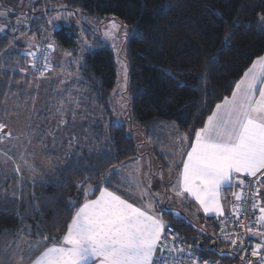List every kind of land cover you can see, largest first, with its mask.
<instances>
[{"label":"trees","instance_id":"trees-1","mask_svg":"<svg viewBox=\"0 0 264 264\" xmlns=\"http://www.w3.org/2000/svg\"><path fill=\"white\" fill-rule=\"evenodd\" d=\"M34 3L37 12L32 13L36 15L32 21L37 26L36 31H50L54 42L63 50L74 55L82 52V82L79 85L89 91L107 117L113 114L111 95L118 76L112 48L95 37L96 32L88 27L83 34V30L74 26L62 25L56 29L49 23L39 25L44 14L42 6L50 17L59 12L79 16L82 11L87 20L115 19L133 28L132 38L128 40L129 107L143 133L144 144L155 152H159L157 146L161 145L162 126H175L183 134L202 127V121L211 114L205 112V103L213 105V102H220L221 97L230 96L234 83L264 55V28L261 26L264 22L258 19L264 14V0H36ZM22 14L27 16V10ZM7 21L1 20L4 24ZM13 25L4 33L0 32V53L13 39V27L22 33L27 31V27ZM83 35L87 43L91 42L84 44V48ZM227 36H230L228 41L225 40ZM22 43L17 41L14 49L0 59V107L10 105L8 102L15 100L16 94L25 99L28 84L36 81L20 71L27 66V58L19 47ZM25 70L28 73V68ZM168 72L175 74V79L169 77ZM31 73L40 77L35 69ZM201 75L206 79H200ZM22 81L27 83L18 89ZM177 81L185 83L180 85ZM42 84L38 89L44 91ZM100 125V121L95 123L96 128ZM103 126H108L106 139L96 140L101 145L90 152L97 154L89 156L86 150H75L63 166L44 174L42 179L27 187V192L17 186L13 197L0 191V260L4 264H14L3 250L21 242L18 234L23 235L24 241L35 242L41 239L36 234L39 225L43 233L62 237V222L69 215L66 202H83V197L77 195V181L87 179L88 184L96 185L100 183L98 173L106 174L113 164L126 165L141 155L139 144L126 124H116L110 119ZM94 133L96 137L99 131ZM106 147L119 159L105 156ZM81 156L83 159L78 160ZM49 200H55V204L50 205ZM34 203L39 204L41 211L34 209ZM165 213L187 245L194 246L196 253L218 264L236 263L232 249L221 255L220 246L224 243L216 235L201 234L184 218L172 217V210ZM57 216L60 223L54 231L53 222ZM206 225L215 228L214 219H208Z\"/></svg>","mask_w":264,"mask_h":264},{"label":"snow or ice","instance_id":"snow-or-ice-1","mask_svg":"<svg viewBox=\"0 0 264 264\" xmlns=\"http://www.w3.org/2000/svg\"><path fill=\"white\" fill-rule=\"evenodd\" d=\"M67 14L75 15L71 12ZM59 18L60 14L57 13ZM258 19L264 22V14L259 15ZM109 24L110 27L104 32L105 37L124 41L132 38L126 26L118 25L115 20ZM261 26L264 28V23ZM4 31L5 28L0 27V32ZM11 32L13 39L9 41L8 48L14 47L15 42L24 35L17 27H13ZM225 40H230V36ZM46 47L55 50L51 42ZM7 54L8 49L0 53ZM23 55L31 58V67L36 69V52L26 51ZM210 60L215 61L216 57H210ZM257 66L261 68L259 73L256 72ZM45 70H48L47 65ZM37 71L40 77H44L45 71ZM167 75L175 79V74L168 72ZM199 78L206 79L204 75ZM124 81V91H127L126 66ZM177 83L183 85L185 82ZM121 99L126 101L127 98L121 96ZM122 110H126L124 105ZM204 110L211 114L207 115L206 121H202L203 126L180 138L181 144L186 140L189 143L181 152L177 179L165 191L174 192L181 203L189 200V206L195 203L205 215L211 214L221 219L225 217L222 202L225 189L234 186L240 188L239 192L231 194L236 202L232 206L235 217L232 224L235 227L230 230L225 227L227 220L221 219L220 235L230 244L233 252L243 253L241 258L249 255L245 241L251 237L258 238V242L250 245V256L256 259H249L247 264H264V206L259 207L260 215L255 224L247 225L240 219V202L248 199L244 195L245 189L257 198L264 197V56L258 57L243 73V77L234 83L230 96L221 97L220 102H213V105L205 103ZM7 119L6 112L5 119L0 121V143L19 139L14 137L12 131H5L9 128ZM71 143L72 140L69 141ZM93 154L97 153H90L89 156ZM104 155L113 160L119 159L107 147ZM5 157V165L13 159L7 153ZM80 159L83 157H78ZM25 164L28 162L25 161ZM122 166V163L121 166L113 164L106 174L98 173L100 183L96 185L88 184L87 179L76 182L77 195L83 197V202H66L69 215L62 222V237L47 235L38 225L36 234L41 239L24 241L23 235L18 234L21 242L7 246L3 254L9 256L14 264H24L25 260L28 264H218L198 257L193 245L184 247L186 240L178 238L172 226L154 210V204L163 202L165 196L154 190L150 182L139 196L128 193L126 198L118 194L122 185L125 189L127 187L120 178ZM28 167L32 168L31 165ZM14 171L22 173L19 164L15 165ZM249 177L253 179H246ZM160 179L163 180L162 175ZM253 184L257 186L253 187ZM110 187L113 190H109ZM260 202L264 205V199ZM48 203L55 204V200ZM251 206L256 208L255 199H252ZM33 207L37 212L41 211L39 204L34 203ZM59 223L57 216L53 222L54 231ZM0 264H4V261L0 260Z\"/></svg>","mask_w":264,"mask_h":264},{"label":"rangeland","instance_id":"rangeland-1","mask_svg":"<svg viewBox=\"0 0 264 264\" xmlns=\"http://www.w3.org/2000/svg\"><path fill=\"white\" fill-rule=\"evenodd\" d=\"M34 2L36 0H0V13H7L6 15H0V27L5 28V31L8 28L10 29L13 24L27 27V31L24 32L22 38L17 40L23 42V46H19L22 53L26 51L37 52L41 46H47L49 42L55 48L54 51L49 50L47 57L48 70L44 77H34L35 75L31 73V70H33L31 58L26 57L28 73L25 68L23 74L31 76L36 81L28 84V91L26 90L28 94L25 99L22 100L19 94H16L17 98L8 102L10 105L6 104L0 107V121L5 119L6 112L8 116L7 123L9 128L5 129V131H12L14 137L19 138L11 141L5 140L0 143V191L5 196L10 197L15 196L16 186L27 192V187L36 180L42 179L44 174L63 166L68 156L75 150L92 152L94 147L98 148L101 145L96 143V140L103 141L106 139L108 126L104 127L103 125L105 121L108 123L110 119L116 124L124 123L129 127L130 133L136 143L139 144L140 154L152 153L154 163L148 168L149 172L152 171L157 174L161 167L167 166L165 177L168 187L172 183L173 168L175 164L180 163L181 158L180 160L178 158V161L175 162L174 152L169 153L166 149L164 151L163 148L169 147L167 150L172 151L174 148L173 143L178 142L180 134L183 133H180L172 125L161 127L163 139L161 155H165L164 158H166L163 161L158 158L157 153L151 146L146 147L144 145L143 133L139 130L136 119L129 107L131 96L128 91H124L125 66L128 84V40L124 41L104 36V32L110 27L109 22L115 19L102 21L91 18L87 20L85 13L82 11L79 12V16H70L59 12L61 18L57 19V14L50 17L48 12H45L46 8L42 6L44 14L39 23L41 25L51 20L53 23L50 26L55 25L56 29L62 25L74 26V28L83 30V34L85 28L88 27L91 32H96L97 36L95 37H98L112 48L116 57L118 76L116 87L111 95L113 114L112 117H107L104 111L96 104L95 99L92 96L90 97L89 91L79 85L82 82L80 72L83 58L82 52L80 51L78 55H74L71 51L63 50L58 43L54 42L50 31L44 30L42 32L41 29L39 32L36 31L37 26H34L32 21L36 19V15H32V13L37 12L34 8ZM24 10H27V16L22 14ZM4 16L7 17L5 18ZM1 20L8 21L4 24ZM17 21L20 23L17 24ZM115 21L118 25H124L117 20ZM124 26L132 35L133 28L127 25ZM83 36L82 48L91 43H87L85 35ZM14 47H7L6 49L11 51ZM2 56L0 55V59ZM26 83L24 81L19 82L18 89L22 88ZM41 84L44 86V91L38 89ZM32 91L36 93L34 96L30 94ZM121 96L126 97V101L122 100ZM122 105L126 107V110H122ZM98 121L102 125L96 128L95 123ZM97 130L99 133L94 137V132ZM73 137H75L74 140ZM70 140H72L71 145L69 144ZM186 141L182 144V150L187 148L185 146ZM5 153L13 158L6 165L4 163L6 159ZM145 156L143 155L142 157ZM25 161L28 162L27 165ZM16 164L20 165L22 173L17 174L14 171ZM28 165H31L32 168L30 169ZM151 176L152 173H150ZM163 194L166 206L175 211L183 209L180 199L175 196L174 192H166L164 189ZM184 213L188 212L184 209L183 212L179 213V216ZM190 217L192 216L190 215ZM209 228L210 231L213 230L212 226H209ZM194 229L199 231L197 227ZM221 247L228 248L224 244H221Z\"/></svg>","mask_w":264,"mask_h":264},{"label":"crops","instance_id":"crops-1","mask_svg":"<svg viewBox=\"0 0 264 264\" xmlns=\"http://www.w3.org/2000/svg\"><path fill=\"white\" fill-rule=\"evenodd\" d=\"M264 56V55H263ZM261 68L259 66H257L256 68V72H260ZM181 136H183V134H180L179 138H181ZM185 142V141H184ZM163 143V139L161 140V145H158V150L159 152H156L158 155V158L163 161L166 158L165 155H161L162 150L166 149L167 152H174V160L175 162L178 161V158L180 160L181 157V152L182 150V144L180 143V140H178V142H174L173 143V150H167L168 148H163L161 149ZM188 141H186V145H188ZM146 145V144H144ZM147 147V145H146ZM143 155H146L145 157H142ZM177 155V157H175ZM150 158V159H149ZM154 163L153 158H152V153L151 152H147L144 154H141L136 160H133L129 163H127L126 165H123L121 168V176L120 178L124 181V184L127 186L125 189V186L122 185L120 192L118 194H121L122 196H125L127 198L128 193H133L135 196H139L141 194L142 189H144L147 184L150 182L151 186L154 190L158 191L161 193V195L164 196L163 191L164 189H166L167 187V180H166V168L167 166L161 167L159 173L155 174L152 171L149 172L148 168L151 167V165ZM180 164V163H179ZM178 163L175 164V167L173 168V175H172V182L175 181L177 179V173L180 171V168L178 167L179 165ZM162 171V173H161ZM150 173H152V176L150 177ZM163 176V180L160 179V176ZM250 178V177H249ZM247 179V178H246ZM240 188L238 187H232L230 189L226 188L225 192L223 194V200L222 202L225 205V216L231 213V206L233 204L234 198L232 197V192H239ZM261 199H264V197L259 198V201H261ZM130 202H132L130 200ZM181 203V202H180ZM189 203V200H185L183 203H181V205L183 206V209L181 210L182 212L184 211V209L188 212V213H184L183 217L185 220H187L189 223L194 225V228H198L199 232H201V234L207 235V234H213L215 233V228L212 227L213 230L210 231V228L206 225L207 220L208 219H215L217 218L214 215H205L201 210H198V206L195 203H192L191 206H188L187 204ZM261 203V202H260ZM261 206H264L261 204ZM154 210L158 213H160L162 215L163 220L166 223H170V217L166 215L165 211L167 210H172V217H174L175 219H181V216L176 215V213H180L181 211H175L174 209L166 206L165 200L163 202H158L154 204ZM190 215L192 217H190ZM195 217V218H194ZM197 219V220H196ZM196 226V227H195ZM199 226V227H198ZM201 229H203L204 231L202 232ZM228 247V246H227ZM228 251L229 248H222L220 246V251Z\"/></svg>","mask_w":264,"mask_h":264},{"label":"built area","instance_id":"built-area-1","mask_svg":"<svg viewBox=\"0 0 264 264\" xmlns=\"http://www.w3.org/2000/svg\"><path fill=\"white\" fill-rule=\"evenodd\" d=\"M36 69L35 71L37 73H39L37 71V69L41 70V71H45V65H47V59L45 60V57H48L49 55V49H47V47H44V46H41L39 48V50L36 52ZM248 180H252L253 178H247ZM257 185L253 184V187H256ZM244 195L246 198L245 201H242L240 202V207H241V216H240V219L243 223L247 224V225H253L255 224V222L257 221L260 213H259V207H261V203L259 201V198L255 197L254 196V193H252L250 190L248 189H245V192H244ZM252 199H255L256 200V208L253 209L251 204H252ZM236 203V202H233V204ZM232 204V206H233ZM232 206H231V213L226 215L224 218H221V219H226L227 220V223L225 224V227L229 228L230 230L233 229L235 226L232 224V221L235 219V217L233 216L232 214ZM221 219H218V218H215L214 219V223H215V233H216V237L218 238V240L221 242V243H224L226 246H228V248L232 249L230 244L225 241L223 239V237L220 235V224H221ZM172 226V230H174L177 235H178V238H182L184 239L180 232L178 231V229L170 224ZM258 226V225H257ZM247 235V234H245ZM185 240V239H184ZM179 243V239L177 241ZM258 242V238L256 237H251L250 239H247L245 241V245L246 247L248 248V253L249 255L246 256V257H243V253H240V252H232L233 253V257L236 261V263H229V264H247V261L249 259H252L253 261H255L256 258L254 257H251L250 256V252H251V247L250 245L251 244H254ZM184 247H187V243L184 245ZM195 254L198 256V257H201L203 259H209V258H206L198 253L195 252ZM211 260V259H209Z\"/></svg>","mask_w":264,"mask_h":264},{"label":"water","instance_id":"water-1","mask_svg":"<svg viewBox=\"0 0 264 264\" xmlns=\"http://www.w3.org/2000/svg\"><path fill=\"white\" fill-rule=\"evenodd\" d=\"M4 17L6 18L7 16H4ZM187 205L189 206V203ZM215 245H216V242L213 243V246ZM201 246H203V243L201 244Z\"/></svg>","mask_w":264,"mask_h":264},{"label":"flooded vegetation","instance_id":"flooded-vegetation-1","mask_svg":"<svg viewBox=\"0 0 264 264\" xmlns=\"http://www.w3.org/2000/svg\"><path fill=\"white\" fill-rule=\"evenodd\" d=\"M183 215V217H186V216H184V214H182ZM181 218H182V216H181Z\"/></svg>","mask_w":264,"mask_h":264}]
</instances>
